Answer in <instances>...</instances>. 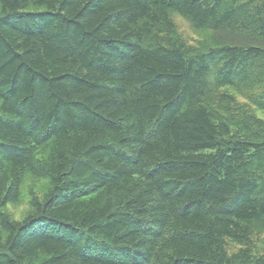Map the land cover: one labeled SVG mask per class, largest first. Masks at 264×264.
<instances>
[{"label": "trees", "instance_id": "16d2710c", "mask_svg": "<svg viewBox=\"0 0 264 264\" xmlns=\"http://www.w3.org/2000/svg\"><path fill=\"white\" fill-rule=\"evenodd\" d=\"M256 110L264 0H0V264H264Z\"/></svg>", "mask_w": 264, "mask_h": 264}, {"label": "rangeland", "instance_id": "374dc122", "mask_svg": "<svg viewBox=\"0 0 264 264\" xmlns=\"http://www.w3.org/2000/svg\"><path fill=\"white\" fill-rule=\"evenodd\" d=\"M174 17H175V21L178 25L177 28H178L179 34H181V36H184V39H186L187 42H189L190 44H194L195 39H199V36L192 31L190 24L183 17H181L180 15H175ZM240 99L242 100V98H240ZM256 113L264 118V111L256 110ZM33 186H34V188L39 190V193L42 192V190H41L42 183L41 182L34 180ZM28 201H29V198L26 197L24 200L20 201L17 204L8 205L7 209L17 219H22L23 217H25L27 215V212L29 210ZM233 248H236V246L231 244L230 249H233Z\"/></svg>", "mask_w": 264, "mask_h": 264}]
</instances>
